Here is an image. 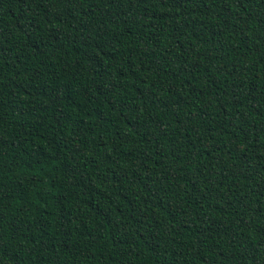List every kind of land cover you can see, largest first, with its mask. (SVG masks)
<instances>
[{"label":"trees","instance_id":"trees-1","mask_svg":"<svg viewBox=\"0 0 264 264\" xmlns=\"http://www.w3.org/2000/svg\"><path fill=\"white\" fill-rule=\"evenodd\" d=\"M0 264H264V0H0Z\"/></svg>","mask_w":264,"mask_h":264}]
</instances>
